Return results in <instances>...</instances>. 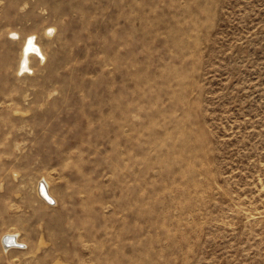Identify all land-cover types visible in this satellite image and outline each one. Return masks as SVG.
<instances>
[{
	"label": "rangeland",
	"instance_id": "obj_1",
	"mask_svg": "<svg viewBox=\"0 0 264 264\" xmlns=\"http://www.w3.org/2000/svg\"><path fill=\"white\" fill-rule=\"evenodd\" d=\"M0 264H264V0H0Z\"/></svg>",
	"mask_w": 264,
	"mask_h": 264
},
{
	"label": "bare ground",
	"instance_id": "obj_2",
	"mask_svg": "<svg viewBox=\"0 0 264 264\" xmlns=\"http://www.w3.org/2000/svg\"><path fill=\"white\" fill-rule=\"evenodd\" d=\"M17 33V32H16ZM36 35H29L25 38L23 46H22V50H21V56H20V62H19V71H21L23 69V71L27 70L29 68V63H30V58L31 55L33 54H40V56L42 57V59L44 58V54L43 51L41 50V47L38 45V43L36 42L35 39ZM40 183L41 181L37 182L36 184V193L39 196V198H41V200L45 203H54L57 201L55 194L52 192L51 188H49V184H45L46 186V191L44 190V187L41 188V190L43 191L44 194L47 195L48 200H46L41 194H40ZM49 183V182H48ZM50 195V196H48ZM2 237V244L5 246H12V244H14L16 246L19 247H24L26 244L23 242H20L19 240H17V235L16 233H10V232H6Z\"/></svg>",
	"mask_w": 264,
	"mask_h": 264
},
{
	"label": "water",
	"instance_id": "obj_3",
	"mask_svg": "<svg viewBox=\"0 0 264 264\" xmlns=\"http://www.w3.org/2000/svg\"><path fill=\"white\" fill-rule=\"evenodd\" d=\"M42 187H44V190H45L46 193H47V190H46L47 188H46V186H45V184H44V181H41V183H40V190H41ZM40 194H41L46 200H48L47 195L44 194L42 190L40 191ZM48 196H50V195H48ZM48 201H49V200H48ZM49 202H51V201H49Z\"/></svg>",
	"mask_w": 264,
	"mask_h": 264
}]
</instances>
